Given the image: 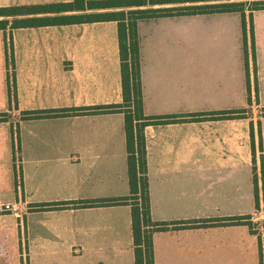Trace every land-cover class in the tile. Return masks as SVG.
I'll return each mask as SVG.
<instances>
[{
  "label": "crops",
  "instance_id": "0c3cea01",
  "mask_svg": "<svg viewBox=\"0 0 264 264\" xmlns=\"http://www.w3.org/2000/svg\"><path fill=\"white\" fill-rule=\"evenodd\" d=\"M72 1L0 0V7ZM227 1L153 0L141 8ZM129 8L134 6L96 10ZM248 13L245 44L239 11L171 13L137 21L144 113L186 116L144 128L151 217L187 223L153 234L155 264H259L257 235L247 225L188 226L192 220L255 209L250 122L258 177L261 156L264 165V8L251 12L252 40ZM5 32L11 33L13 65H6L0 29V112H8L0 120V264H134L128 204L31 207L129 192L122 112L25 116L122 101L116 21ZM8 74L13 75L11 103ZM246 107L244 117H188ZM4 204L17 209L5 211Z\"/></svg>",
  "mask_w": 264,
  "mask_h": 264
},
{
  "label": "trees",
  "instance_id": "16d2710c",
  "mask_svg": "<svg viewBox=\"0 0 264 264\" xmlns=\"http://www.w3.org/2000/svg\"><path fill=\"white\" fill-rule=\"evenodd\" d=\"M153 0H73L72 2H58L49 4H25L0 7V29L4 31L6 65L12 67V42L11 33L5 32L6 28L21 26H37L44 24H60L71 22H86L96 20H115L117 23V37L120 57V78L122 101L116 104L97 106H84L77 108L49 109L26 112V117H49L57 115H77L83 113L122 112L124 116V132L126 145V168L128 176L129 192L127 195L100 198L94 200H63L40 204H32L37 210L75 208L84 206L128 204L130 206L131 232L133 242L134 264H155L153 251V234L156 231L165 230L169 225L179 227L187 225L183 221H157L150 214L149 188L147 176V160L145 148L144 128L149 124L181 121L186 118L183 114L148 115L144 113L140 83V57L139 41L136 24L139 19L165 15V14H192L221 11H239L242 16V34L245 44V9L242 1H227L222 3H205L197 5H185L173 9L168 8H141L142 5ZM204 1V0H181ZM249 8V32L252 40L251 12L257 8H264V1H254ZM114 6H134L127 10L100 11L90 14L82 12L86 9H98ZM67 14H57L61 12ZM81 11L82 13H76ZM37 13H55L56 15L38 17ZM93 15V16H91ZM8 17H11L9 20ZM11 78V79H10ZM13 75L7 76V90L10 103L14 101ZM245 108L229 109L223 112H197L188 114L190 119H215L216 117L236 118L244 117ZM8 112H0V120H6ZM259 127V121H257ZM259 131V130H258ZM254 126L250 122V137L252 138V169H253V194L254 205H259V187L256 172L255 155L253 149ZM17 144H18V135ZM259 147L262 150L261 141ZM260 179L264 189V165L260 157ZM188 226H210L244 224L250 232L257 234L259 264H263L264 246L261 236L252 226L250 214L212 217L197 219L188 222Z\"/></svg>",
  "mask_w": 264,
  "mask_h": 264
},
{
  "label": "rangeland",
  "instance_id": "374dc122",
  "mask_svg": "<svg viewBox=\"0 0 264 264\" xmlns=\"http://www.w3.org/2000/svg\"><path fill=\"white\" fill-rule=\"evenodd\" d=\"M230 1H242L244 3V6H243L244 9L248 10V11H249V8L252 7V5L249 4L252 0H230ZM82 12H89L90 14H93L94 12H100V11H97L96 9H86L85 11H82ZM82 12L79 11L76 13H82ZM91 16H93V15H91ZM248 20H249V18H248ZM245 110L246 111L244 113V116H245L246 112L249 111V108L246 107ZM259 179H260V176H258V181H259ZM259 189L262 190V187ZM259 198H261L263 206L261 207L260 202H258L259 203L258 208L254 207L255 208L254 212L249 213V214L252 217V226H253L254 230L256 232H258L259 235L261 236L263 246H264V193L263 192L261 193V196ZM258 201H259V199H258ZM263 264H264V259H263Z\"/></svg>",
  "mask_w": 264,
  "mask_h": 264
},
{
  "label": "built area",
  "instance_id": "2783aa9c",
  "mask_svg": "<svg viewBox=\"0 0 264 264\" xmlns=\"http://www.w3.org/2000/svg\"><path fill=\"white\" fill-rule=\"evenodd\" d=\"M3 209L8 212H15L17 207L14 204H4Z\"/></svg>",
  "mask_w": 264,
  "mask_h": 264
}]
</instances>
